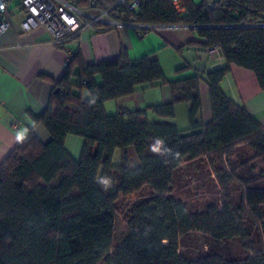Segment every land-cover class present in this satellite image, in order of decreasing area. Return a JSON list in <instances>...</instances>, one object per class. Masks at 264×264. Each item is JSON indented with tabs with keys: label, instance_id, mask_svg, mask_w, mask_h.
I'll return each instance as SVG.
<instances>
[{
	"label": "trees",
	"instance_id": "1",
	"mask_svg": "<svg viewBox=\"0 0 264 264\" xmlns=\"http://www.w3.org/2000/svg\"><path fill=\"white\" fill-rule=\"evenodd\" d=\"M182 5L181 13L172 0H142L136 13L119 10L127 21L196 26L202 45L217 46L226 65L205 79L170 81L155 57L132 60L123 51L86 63L75 53L45 109L31 116L49 138L30 128L0 161V264H264V126L220 87L237 65L264 89V0ZM202 81L211 100L207 122L197 119ZM162 85L171 92L167 102L105 109L141 86ZM178 103L189 105L187 129L173 121ZM68 135L83 140L79 158L66 148ZM235 154L241 158L232 165ZM200 161L215 174L220 196L191 210L175 197V180L186 163ZM146 186L149 194L132 206L129 234L114 245L116 201ZM195 232L239 249L191 254L183 243Z\"/></svg>",
	"mask_w": 264,
	"mask_h": 264
},
{
	"label": "crops",
	"instance_id": "2",
	"mask_svg": "<svg viewBox=\"0 0 264 264\" xmlns=\"http://www.w3.org/2000/svg\"><path fill=\"white\" fill-rule=\"evenodd\" d=\"M9 9L11 28L0 36V161L16 147L30 128L42 141L49 138L46 129L42 125H35L31 116L40 115L45 109L54 84L63 75L67 59L75 53L86 63L114 59L123 51L132 60L143 56L155 57L170 81L194 75L205 79L207 72L226 65L220 50L210 53L211 48L202 45L204 40L195 30L181 25L148 30L143 36L136 29L126 26L105 30L89 28L61 47H55L43 27L27 32L21 30L20 22L25 17V11L19 7L18 1L10 2ZM185 65L188 66L183 69L186 71L178 70ZM220 87L232 101L245 107L264 126V89L259 86L252 71L231 65ZM200 97L201 110L197 119L207 122L212 117V109L209 89L203 81L200 84ZM170 99L171 92L167 85L141 86L132 95L114 100V105L107 101L105 109L108 113H114L109 111L114 106L117 110H137ZM182 105L181 109L188 115V103H178L176 107ZM176 116L175 113L173 121L178 124ZM183 126L186 127L182 129H187L189 121L188 125L184 123Z\"/></svg>",
	"mask_w": 264,
	"mask_h": 264
},
{
	"label": "built area",
	"instance_id": "3",
	"mask_svg": "<svg viewBox=\"0 0 264 264\" xmlns=\"http://www.w3.org/2000/svg\"><path fill=\"white\" fill-rule=\"evenodd\" d=\"M12 1H18L19 7L25 11V17L20 22L21 30L27 32L43 27L50 35V43L55 47H61L89 28L105 30L126 26L136 29L138 34L143 36L148 30L156 31L175 26L137 23L132 21V17L129 21L125 20L124 12L119 9L136 13L142 0H87L85 6H79L76 0H0V36L11 28L9 3ZM172 3L178 12H184L182 0H172ZM217 50L218 47L214 46L210 53ZM70 58L71 56L67 59L66 66Z\"/></svg>",
	"mask_w": 264,
	"mask_h": 264
},
{
	"label": "rangeland",
	"instance_id": "4",
	"mask_svg": "<svg viewBox=\"0 0 264 264\" xmlns=\"http://www.w3.org/2000/svg\"><path fill=\"white\" fill-rule=\"evenodd\" d=\"M194 1V0H193ZM201 0H195L194 2L199 3ZM181 56V55H180ZM184 57V56H182ZM181 57V58H182ZM183 60V59H182ZM186 71V70H183ZM170 72V71H169ZM168 72V73H169ZM177 73V71L175 70ZM170 74V73H169ZM109 102H113L114 100H110ZM183 107H176V119L178 122V127L182 129L184 123L188 125V115L184 114ZM178 108V109H177ZM111 112L117 111V108L114 106L109 109ZM83 140L79 136L68 135L66 138V148L71 153L74 158H79L81 149H82ZM247 149V148H246ZM246 158L251 156V152L247 149L245 152ZM244 155V157H245ZM119 157V151H116L114 154L113 161H117ZM241 158L240 154H235L229 159V163L232 165H236ZM261 164L258 163V166ZM257 166V169H258ZM256 169V170H257ZM175 197L181 200H184L191 210H195L197 208L204 207L205 203L209 200H213L216 195L220 196L219 187L215 182V174L209 171L206 162H190L186 163L183 168H181L176 175L175 180ZM233 188H236L233 186ZM150 192L149 188L146 186L142 190L134 192L128 195H121L116 201V219H115V227H114V245H118L121 243L124 238L130 232V223L129 217L131 215L133 204L139 200L140 198L148 195ZM238 189L234 192L238 197ZM183 245H186L187 250L191 252V254H200L206 248L214 249L219 252L230 254L237 252L239 249V245L237 242H216L211 240L208 236L203 235L199 232L192 233L188 237L185 238ZM185 248V247H184ZM98 264H109L106 261H101Z\"/></svg>",
	"mask_w": 264,
	"mask_h": 264
}]
</instances>
